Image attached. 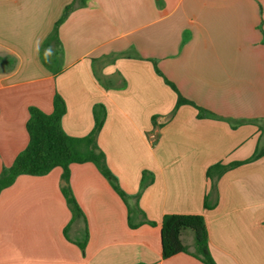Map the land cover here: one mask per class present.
<instances>
[{"label": "crops", "instance_id": "1", "mask_svg": "<svg viewBox=\"0 0 264 264\" xmlns=\"http://www.w3.org/2000/svg\"><path fill=\"white\" fill-rule=\"evenodd\" d=\"M74 1L0 0V172L27 146L28 108L50 114L56 93L70 137L87 136L93 107H104L96 144L126 197L92 163L70 164L73 217L61 168L18 176L0 192V264H203L162 259L165 215H200L215 264H264V154L213 175L215 185L206 176L264 152V0L75 3L60 53L43 61ZM164 79L210 116L188 104L172 114ZM181 241L193 251L190 232Z\"/></svg>", "mask_w": 264, "mask_h": 264}, {"label": "trees", "instance_id": "2", "mask_svg": "<svg viewBox=\"0 0 264 264\" xmlns=\"http://www.w3.org/2000/svg\"><path fill=\"white\" fill-rule=\"evenodd\" d=\"M85 1L86 0H75L64 8L60 18L53 26L52 32L41 46L40 54L43 61L47 58L48 54L60 53L61 44L58 39V28L68 17L75 3L82 6L85 4ZM164 82L177 94L172 114L179 106L188 104L198 110L199 117L206 115L210 116L208 112L196 107L192 102L184 99L178 94L175 87L168 80L164 79ZM65 111V103L56 93L52 100V112L50 114H44L35 107L28 108V119L25 124L28 143L26 148L15 157L13 163L9 167L2 168L0 172V192L9 187L18 176H44L53 168L59 167L62 170L61 193L72 216L76 217L81 215V211L68 185L69 165L73 163L81 164L90 162L108 181L113 190L125 200L126 195L118 187L116 178L106 166L104 154L98 149L96 144V137L102 127L105 117L104 107L101 105L93 107L92 114L94 126L92 131L83 138L70 137L64 133L61 128V119ZM155 142L156 138L152 141V144ZM263 154V151H255L247 160L234 162L228 165L216 164L207 170L206 176L212 180V185H215L216 181H213V175H215L217 179L227 170L251 162ZM144 177L145 173L142 175L140 188L144 185ZM147 223L154 225L152 222ZM130 227H134V225L130 224ZM187 230L192 234V252H189L181 241L183 232ZM160 238L162 259H168L176 254L185 253L197 258L203 264H215L208 250L207 230L204 220L200 215L163 216L160 223ZM84 241L79 243L81 248L84 246Z\"/></svg>", "mask_w": 264, "mask_h": 264}, {"label": "rangeland", "instance_id": "3", "mask_svg": "<svg viewBox=\"0 0 264 264\" xmlns=\"http://www.w3.org/2000/svg\"><path fill=\"white\" fill-rule=\"evenodd\" d=\"M187 232H190L189 230H187Z\"/></svg>", "mask_w": 264, "mask_h": 264}]
</instances>
